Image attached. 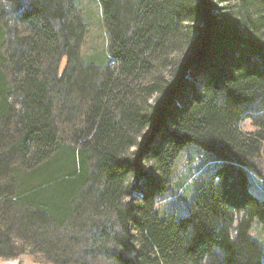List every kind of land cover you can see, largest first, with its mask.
<instances>
[{
	"label": "trees",
	"instance_id": "1",
	"mask_svg": "<svg viewBox=\"0 0 264 264\" xmlns=\"http://www.w3.org/2000/svg\"><path fill=\"white\" fill-rule=\"evenodd\" d=\"M97 4L88 56L77 0H0V257L264 264V0ZM192 153L211 170L164 211Z\"/></svg>",
	"mask_w": 264,
	"mask_h": 264
},
{
	"label": "rangeland",
	"instance_id": "2",
	"mask_svg": "<svg viewBox=\"0 0 264 264\" xmlns=\"http://www.w3.org/2000/svg\"><path fill=\"white\" fill-rule=\"evenodd\" d=\"M77 2L85 11L89 22L88 35L82 53L88 56L105 53L107 37L101 24V13L97 0H77ZM231 6H233L232 3ZM197 83L200 86L202 81L199 80ZM240 129L244 132L253 131L254 127L251 120L243 121L240 124ZM211 165V161L205 160L201 155L197 156L195 153L188 154L185 157L182 156L175 168L176 184L178 186L174 188V195L163 202L164 211H173L174 206L172 204L177 205V211H181L180 207L189 202L194 185L208 175ZM251 180L254 188L259 189V182L253 175ZM249 236L260 246L262 262H264V225L254 222L249 231ZM13 255L12 257H0V264H50L41 253L33 252L31 248L25 245H22L18 252Z\"/></svg>",
	"mask_w": 264,
	"mask_h": 264
},
{
	"label": "clouds",
	"instance_id": "3",
	"mask_svg": "<svg viewBox=\"0 0 264 264\" xmlns=\"http://www.w3.org/2000/svg\"><path fill=\"white\" fill-rule=\"evenodd\" d=\"M157 206H159V205H157Z\"/></svg>",
	"mask_w": 264,
	"mask_h": 264
}]
</instances>
